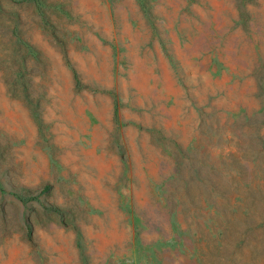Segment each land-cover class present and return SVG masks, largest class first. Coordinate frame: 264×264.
Wrapping results in <instances>:
<instances>
[{
  "label": "rangeland",
  "instance_id": "rangeland-1",
  "mask_svg": "<svg viewBox=\"0 0 264 264\" xmlns=\"http://www.w3.org/2000/svg\"><path fill=\"white\" fill-rule=\"evenodd\" d=\"M0 264H264V0H0Z\"/></svg>",
  "mask_w": 264,
  "mask_h": 264
}]
</instances>
